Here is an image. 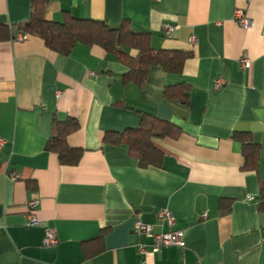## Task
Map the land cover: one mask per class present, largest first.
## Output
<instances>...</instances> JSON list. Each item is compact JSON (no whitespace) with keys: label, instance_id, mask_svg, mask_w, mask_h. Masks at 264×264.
Returning <instances> with one entry per match:
<instances>
[{"label":"crops","instance_id":"crops-1","mask_svg":"<svg viewBox=\"0 0 264 264\" xmlns=\"http://www.w3.org/2000/svg\"><path fill=\"white\" fill-rule=\"evenodd\" d=\"M47 1L51 21L69 14L114 28L129 22L150 34L153 49L191 50L193 57L182 74L154 67L139 86L98 46L76 44L61 55L39 37L18 40L32 0H0V27L8 31L0 37V264H264V0ZM238 9L250 28L238 24ZM165 23L174 33L163 31ZM220 76L226 85L215 90ZM169 87L188 102L166 96ZM146 114L182 133L155 140L161 166L143 167L128 145L104 143L107 132L138 129ZM68 118L79 123L68 145L83 152L73 166L46 150L54 121ZM235 133L260 146L257 172L243 169ZM33 200L40 223L30 227ZM222 200L231 202L229 213L222 214ZM163 211L186 247L142 255L139 246L152 240L136 227L169 232ZM48 231L56 245L45 246Z\"/></svg>","mask_w":264,"mask_h":264},{"label":"trees","instance_id":"trees-1","mask_svg":"<svg viewBox=\"0 0 264 264\" xmlns=\"http://www.w3.org/2000/svg\"><path fill=\"white\" fill-rule=\"evenodd\" d=\"M47 0H32V14L30 18L18 26V32L29 37H39L52 51L61 55H69L76 44L98 46L106 53L114 54L128 68L125 80L135 81L143 86L152 68L161 67L171 74H182L185 64L193 57L190 50L170 51L155 50L151 46L149 33L135 32L129 22L114 28L102 21L82 20L67 14L63 22L51 21L46 16ZM7 27H0V37L8 38ZM10 35V34H9ZM135 51L134 57L130 51ZM166 96L187 103L188 94L177 96L176 88L169 87ZM79 130V123L74 118L64 122L54 121L53 135L46 150L58 155L60 163L73 166L79 163L83 152L68 145V137ZM181 130L174 124L164 122L146 114L138 129H129L124 133L107 132L104 143L128 145L131 153L138 157L141 166H161L163 153L155 140L178 139ZM234 140L242 144L244 158L243 169L247 172H257L259 166L260 146L256 144L250 134L235 133ZM259 211L264 214V181L260 183ZM231 202L222 200V214L229 213ZM264 233V229H263ZM99 250V248L97 249ZM87 258L91 255L86 251Z\"/></svg>","mask_w":264,"mask_h":264},{"label":"built area","instance_id":"built-area-1","mask_svg":"<svg viewBox=\"0 0 264 264\" xmlns=\"http://www.w3.org/2000/svg\"><path fill=\"white\" fill-rule=\"evenodd\" d=\"M235 17L238 21V24L243 27L244 29H248L252 26V21L251 19L246 15L245 11L243 9H238L235 13ZM163 31L166 33H174L175 31V26L170 24V23H165L163 25ZM27 39L26 36L21 35L19 36L18 40H24ZM197 43V37L195 35H192L190 38V44L195 45ZM241 66L243 69H250L252 67V61L248 58H242L241 59ZM226 85L225 79L220 76L216 79L214 83V89L215 90H220ZM4 140L0 138V147L3 145ZM13 178L17 179L18 175L13 174ZM38 202L36 200L30 201L28 203L29 207V212H28V222L30 227L38 226L39 225V220L35 215L34 210L37 207ZM204 219H207V215L205 214ZM159 219L163 224H166L169 228V232H164V233H154L153 229L151 226L146 225V224H138L136 227L135 232L141 235L146 236L148 239L152 240V245L147 246L145 244H141L139 246V251L142 255H148L150 252L152 253H157L161 249L165 247H170V246H177L180 248H185L186 247V242H185V234L183 231H174L173 227L175 225V219L172 216L171 213L167 211H163L159 214ZM58 243V238L53 231H48L45 239V246H53Z\"/></svg>","mask_w":264,"mask_h":264}]
</instances>
